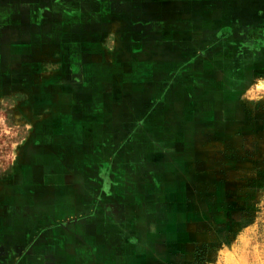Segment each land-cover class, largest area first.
Segmentation results:
<instances>
[{
    "label": "rangeland",
    "instance_id": "rangeland-1",
    "mask_svg": "<svg viewBox=\"0 0 264 264\" xmlns=\"http://www.w3.org/2000/svg\"><path fill=\"white\" fill-rule=\"evenodd\" d=\"M30 136L63 173L20 180L31 207L73 158L80 201L157 264H264V0H0V180ZM30 212L0 264L38 253Z\"/></svg>",
    "mask_w": 264,
    "mask_h": 264
},
{
    "label": "crops",
    "instance_id": "crops-1",
    "mask_svg": "<svg viewBox=\"0 0 264 264\" xmlns=\"http://www.w3.org/2000/svg\"><path fill=\"white\" fill-rule=\"evenodd\" d=\"M34 129L36 131L37 128ZM30 132L32 131L30 130L28 133ZM38 144L39 141H34L30 136L23 145L24 152L22 157L20 156V163L14 171V177L11 180H0V239L3 240V243L6 242L7 247L9 245L13 246V249L15 247L16 229L20 228V224H18L20 220L16 221L15 213L19 211V208L23 209V213L26 215L25 218L22 217L23 222L28 220V214L32 213L30 210L38 209L37 213L41 220H38L39 224L34 226L49 230L45 231V237H41L40 234L38 253H36L35 247L28 248L23 255L22 264H34L35 261L37 264H157V253L159 252L157 244L152 242L144 245L137 243L132 249L125 246V238H113L111 229L118 224L110 218L106 219V210L96 211L95 203L90 206L89 202L82 203L80 201V198L84 197V193L78 187L86 172L78 170L79 166L75 164L76 160L73 158L63 161L66 165L69 161L71 168L73 166L74 169L76 168V172L70 169L73 174L70 183L71 189L64 191L59 186L52 187L54 192L51 195H45L50 197L49 200L45 201L39 198L38 205L32 207L29 200L23 198L21 201L18 198L19 194L15 192L16 189L23 186H21L20 180H27L33 173L43 174L44 180L41 181L46 188L51 180L54 182L53 186H56L55 182L63 178L62 167L57 162V160L62 162V156L54 150L55 156L50 157L52 152H43L41 148L37 147ZM27 149H31L30 152L32 151L38 156V168H33L34 163L29 161L34 158L28 157V154L24 156ZM79 152L82 156L88 155V152L87 155H83L84 151ZM99 167L98 169L101 170L102 167ZM68 168L70 167L68 166ZM18 184L20 186H16ZM29 190L30 188L26 192ZM102 192L104 194L99 197L106 196L105 190ZM43 193L40 194L43 196ZM22 196L27 195L23 192ZM43 218L50 220L49 223L47 222L48 225H46V221H43ZM69 228L72 230L68 231ZM4 229H6V235H3ZM130 249L131 256L127 259ZM137 252L138 256L135 255ZM20 261L19 259V264Z\"/></svg>",
    "mask_w": 264,
    "mask_h": 264
}]
</instances>
